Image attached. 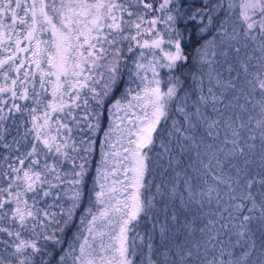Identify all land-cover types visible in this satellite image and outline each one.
Listing matches in <instances>:
<instances>
[{
  "label": "snow or ice",
  "instance_id": "obj_1",
  "mask_svg": "<svg viewBox=\"0 0 264 264\" xmlns=\"http://www.w3.org/2000/svg\"><path fill=\"white\" fill-rule=\"evenodd\" d=\"M0 264H264V0H0Z\"/></svg>",
  "mask_w": 264,
  "mask_h": 264
}]
</instances>
